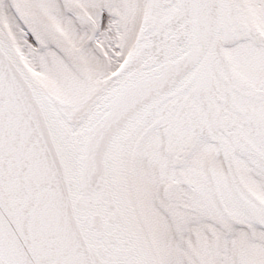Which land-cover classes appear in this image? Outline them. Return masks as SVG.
Instances as JSON below:
<instances>
[{"label": "snow or ice", "instance_id": "6c2138e0", "mask_svg": "<svg viewBox=\"0 0 264 264\" xmlns=\"http://www.w3.org/2000/svg\"><path fill=\"white\" fill-rule=\"evenodd\" d=\"M0 264H264V0H0Z\"/></svg>", "mask_w": 264, "mask_h": 264}]
</instances>
